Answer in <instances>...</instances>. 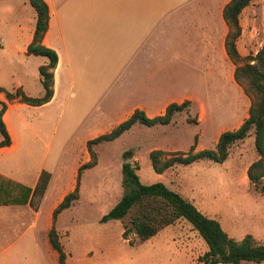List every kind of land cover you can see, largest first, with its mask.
Returning <instances> with one entry per match:
<instances>
[{"label": "rangeland", "instance_id": "374dc122", "mask_svg": "<svg viewBox=\"0 0 264 264\" xmlns=\"http://www.w3.org/2000/svg\"><path fill=\"white\" fill-rule=\"evenodd\" d=\"M47 1L52 6L48 44L60 57L57 94L48 108L12 112L20 149H28V155L21 154L20 170L27 175L21 180L32 182L49 144L46 167L53 170L57 141L63 136L69 141L37 226L28 210L17 222L14 211L26 208L0 207V264H58L45 231L48 212L75 180L74 168L88 162L85 141L110 133L136 105L151 118L165 103L188 97L193 99L188 110L168 125L135 123L116 139L93 146L97 162L80 172L78 200L56 217L64 264H200L206 244L184 220L142 243L133 234L122 237L129 217L99 222L125 192V162L137 166L141 184L163 183L218 221L231 238L251 235L264 245V195L247 178L259 157L253 131L230 147L222 163L200 159L159 174L150 160L154 150H215L219 135L236 130L248 117L255 93L245 81L233 83L220 52L226 0H147L149 23L139 24L137 38L108 20L113 12L100 4L105 0ZM252 2L241 15L237 46L242 58L255 56L264 44V0ZM34 28L28 0H0V88L5 92L21 88L29 97L42 95L39 67L47 58L26 54ZM128 151L131 157L124 155Z\"/></svg>", "mask_w": 264, "mask_h": 264}, {"label": "trees", "instance_id": "16d2710c", "mask_svg": "<svg viewBox=\"0 0 264 264\" xmlns=\"http://www.w3.org/2000/svg\"><path fill=\"white\" fill-rule=\"evenodd\" d=\"M252 1L254 0H231L222 11L223 20L229 30L225 39L227 56L234 65L240 61H245L242 67H236L234 80L237 84L242 81L247 82L255 93V98L248 109V117L236 130L221 133L216 142L215 150H201L194 153V147H192L188 154L162 150L152 151L150 160L155 172L161 174L175 164L189 165L200 159L222 163L227 159L230 147L236 142L245 140L253 131L254 144L259 157L248 167L247 178L254 187V191L264 195V185H259L260 181L264 179V44L255 56L246 58H242L236 48V42L241 35L239 15ZM28 3L35 12V28L32 40L26 48V54L47 58V62L39 67L43 92L40 97L36 98L25 95L21 88L14 92H5L0 88V92L4 93L7 101L18 99L19 102L29 106H41L48 103L53 96V71L58 62V56L54 50L42 45L49 23L48 5L44 0H28ZM189 104V101L179 104L171 103L162 115L153 118L147 117L141 110H135L129 118L118 124L110 133L88 140L86 150L90 160L79 167L76 187L72 192L65 195L55 208L52 215L53 220L61 211L71 207L73 202L78 200L80 172L86 168L94 167L97 162L93 146L116 139L135 123L147 126L168 125L175 115L188 110ZM5 109L6 105L0 102V148L7 147L11 143L2 120ZM191 121L196 122L195 120ZM124 155L131 157V152L128 151ZM136 169L137 166L130 162L122 164V186L125 192L117 203L100 218V223L121 221L129 217V225L123 227L122 237L126 239L127 236L133 234L142 243L164 228L174 225L179 220H184L190 224L206 244L207 251L199 258L200 264H241L243 262L260 264L264 262V245L258 244L251 235H246L240 241L231 238L222 229L218 221L205 216L192 202L163 183L141 184ZM49 179L50 174L42 171L29 201L34 210L37 209V203L46 191ZM2 180L4 179L1 177L0 181ZM4 185L0 182V191L4 189ZM14 185L18 189L14 193L16 198L13 201L0 202V204L27 203L31 191L26 187L10 182L11 187ZM48 241L58 255V264H64L65 253L54 226L48 232Z\"/></svg>", "mask_w": 264, "mask_h": 264}, {"label": "crops", "instance_id": "0c3cea01", "mask_svg": "<svg viewBox=\"0 0 264 264\" xmlns=\"http://www.w3.org/2000/svg\"><path fill=\"white\" fill-rule=\"evenodd\" d=\"M44 1L48 5V9H49V23H48V29H47L44 37H43V40H42V45L53 50V47L48 44V38L50 35V27H51L50 13H51L52 6L49 4V2L47 0H44ZM230 1L231 0H226L224 2L223 6L221 7V21H222L223 26H224V32L220 38V50H221L220 52H221L222 56L224 57V59L230 65L231 80L233 81L234 84H236V82L234 80L235 66L232 63V61L228 58L227 53H226V49H225V39H226V36H227L229 30H228V26L226 25V23L222 17L223 8ZM100 4L104 5V8L107 9L109 12H113V15L108 16V20H113L114 24H116L120 27H124L127 32L131 33L132 38H133V36H134V38H137L138 27H139L140 23L141 24H148L149 23V17H146L147 16L146 14L149 12V8H150L147 0H143V2H141V3L139 0H105V2L100 3ZM253 4H254L253 2L250 3V5H253ZM250 5H248V6H250ZM246 8H244L239 15L240 27H241V24H240L241 23V15ZM140 12L143 14L141 18H140ZM241 34H242V27H241ZM239 39H240V37L238 38V40ZM31 40H32V38H31ZM238 40L236 42L237 51H238V46H237ZM29 44H30V42H29ZM54 50H56V49H54ZM56 52H57V50H56ZM238 53H239V51H238ZM59 62H60V57L58 55V62H57L56 68L53 71V87H54L53 88V96L48 103L43 104L41 106H29V105H26L24 103L19 102L18 99H15L12 101H7L5 99L4 93H3V95H0V102L4 103L6 105V109H5V112L2 116V120L6 126V129L8 131V134H9L10 140H11V143L9 146L0 148V178L2 177L4 179L0 182H2L3 185L6 184V185H4L5 186L4 189H2V191H0V202L13 201L16 198L14 193L17 192L18 189L15 187V185H14V187H11L10 182H12L13 184H18V185H21L23 187H26L31 191L26 204H6V205L0 204V207L14 206V207L26 208L25 210H23L25 212H21V209H16V211H14L13 214L15 215V218L19 220L17 222H20L22 215H25V213H27V210H28L29 212H31L33 214V224L35 226L38 225L41 206H42L43 202L46 200V198L48 197L50 191L52 190V186L54 184V177H55L54 171L57 170L61 153L67 147V143H68L69 139H66L67 136H63L62 138H60L57 141V147L55 149L54 156H53V159L55 161L53 164V170H52V168L46 167V159L48 157L47 153L50 152V144H49L47 146L46 153L43 155V157L41 158V160L38 164L37 171L35 172L34 175H32V182L31 183L24 182L21 179L23 177H27V175H25L20 170V160H21V158H23V155H21V154L26 153V151L28 149H26V150L20 149V146H21L20 140L21 139H19V136L15 132L11 117H12V112H14V110H16V109H23V108L44 109V108H48L51 105L53 99L56 97V94H57L56 87H57V71H58V67H59ZM42 92H43V90H42ZM192 100L193 99L191 97L182 98L179 100H171V101L165 103L164 106L162 107L161 111L158 114H154V116L152 115L151 118L162 115L165 112L166 107L171 103H178L179 104V103H182L184 101H189L190 103H192L193 102ZM135 110H141L145 113V109L142 105H136L129 110V112L125 115V118H122L120 120V122L129 118ZM89 140H91V139H89ZM87 141L88 140L85 141V145H86ZM24 142L28 143L29 140L25 139ZM51 142H52V140H51ZM53 142H54V138H53ZM86 152H87V150H86ZM87 155L89 157L88 152H87ZM89 160H90V157H89ZM85 163H87V162L84 160L83 162L78 164L77 168H74L72 176H75V180H72L71 186L69 188H67L66 190H64L58 196V198L52 204V206L50 207V210L48 212V219H47V223H46L47 224L46 230H45L46 234H47V240H48V232L52 226H55V222L57 219L56 218L55 220H53V217H52L53 211L60 204V202L63 200L64 196L74 190V188L76 187V183H77V171H78L79 167ZM42 171L48 172L50 174V179H49L46 191H45V193L41 199L40 205L38 206V209L34 210L30 206L29 201L31 199L32 191L35 188L36 183H37L39 176L42 173ZM48 243H49V241H48ZM49 246H50V244H49ZM57 256L58 255L56 253V258H57Z\"/></svg>", "mask_w": 264, "mask_h": 264}, {"label": "water", "instance_id": "95a60500", "mask_svg": "<svg viewBox=\"0 0 264 264\" xmlns=\"http://www.w3.org/2000/svg\"><path fill=\"white\" fill-rule=\"evenodd\" d=\"M125 163H127V162H125Z\"/></svg>", "mask_w": 264, "mask_h": 264}]
</instances>
